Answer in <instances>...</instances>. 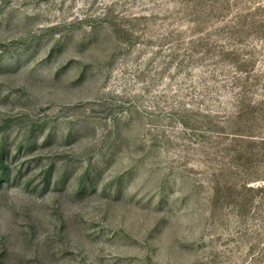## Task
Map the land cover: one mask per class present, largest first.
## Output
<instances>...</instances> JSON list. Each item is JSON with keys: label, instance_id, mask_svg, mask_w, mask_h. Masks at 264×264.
<instances>
[{"label": "rangeland", "instance_id": "374dc122", "mask_svg": "<svg viewBox=\"0 0 264 264\" xmlns=\"http://www.w3.org/2000/svg\"><path fill=\"white\" fill-rule=\"evenodd\" d=\"M0 264H264V0H0Z\"/></svg>", "mask_w": 264, "mask_h": 264}]
</instances>
